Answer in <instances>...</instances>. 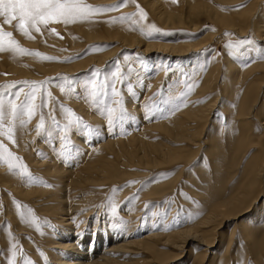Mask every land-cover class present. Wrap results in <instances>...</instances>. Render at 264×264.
I'll list each match as a JSON object with an SVG mask.
<instances>
[{
  "label": "rangeland",
  "instance_id": "rangeland-1",
  "mask_svg": "<svg viewBox=\"0 0 264 264\" xmlns=\"http://www.w3.org/2000/svg\"><path fill=\"white\" fill-rule=\"evenodd\" d=\"M252 1L255 0H127L122 4L121 0H84L102 10L75 23L41 26V32H32L34 39L17 30V21L7 24L6 18L0 16L4 30L11 31L24 48L56 58L0 52V99L5 101V112H8V100L34 109L30 119L23 110L17 115L15 143L6 135H0V141L20 158L18 163L26 165L31 174H20L19 168L10 171L8 164L0 161V172L6 176L1 177L0 182L6 180L9 185L29 190L27 195H22L0 183V264H11L14 250L16 264H56L57 257H66L59 248L62 234L73 237L78 231L75 235L83 233L97 238L105 231L109 235L117 233L121 240H132L151 232L167 235L175 230L194 232L196 228L199 230L196 229L195 234L199 235H195L183 252L172 250L168 245L160 246L161 250L178 253L177 257L170 255L166 260L156 257L159 262L154 259L148 263L145 260L148 252L139 251L128 252L124 259L128 263L137 260L139 264H196L198 254H203L207 248L206 243L214 241L211 252L205 256V264H264V254L252 247V237L246 238L241 222L249 219L259 205L264 206V173L256 188L257 194L250 197L240 215L231 214L223 222L220 218L221 224L217 220L202 224L213 207L237 194L249 168L254 166V158H261L259 162L264 160V82L259 85L261 89L258 87L252 111L256 119L251 131L262 137L257 139L259 142L243 145L238 142L243 127L239 103L246 83L234 80L236 70L227 78V84L224 81L231 58L237 60L242 76L258 74L249 71L255 65L254 59L242 61L239 54L254 46L263 48L264 40L255 37L249 22L244 35L238 29H228L222 22L210 19L208 13L201 15L196 25L166 20L173 11V15L182 11L183 16H188L190 4L194 2H205L214 12L222 11L235 18L241 16ZM112 6L117 7L109 10ZM141 10L146 17H142ZM90 30L92 32H88ZM116 30L120 31L119 35H126L121 39L113 37ZM129 35H136L142 41L129 44L123 38ZM188 39L202 40L203 47L181 56H171L170 48L157 49L160 44L176 46ZM260 55L256 60L264 59V55ZM162 56L167 60L165 67L163 61L157 62ZM196 59L201 67L205 66L200 81L187 80L182 67L175 77L171 76L177 71H172L175 61L183 64L188 60L190 67L193 65L196 69L192 64ZM88 60L92 61L87 67L83 66ZM216 62L220 71L214 90L210 95L197 94L199 83ZM162 71V83L153 87L150 80ZM12 83L13 87H6ZM196 94L203 98L198 99ZM212 96L217 97V101H213L209 118L197 123L202 125L198 128L200 133L193 123L194 128L188 131L191 136L197 133L191 137L187 135L190 132H185L188 139L176 138L173 133H167L164 126V130L161 128L159 123L172 124L186 119V110H193L196 105H200L199 110L206 109L213 104ZM129 100L135 101V107L128 106ZM21 120L27 123L21 124ZM10 121L11 117L6 116L4 123L7 125ZM41 121L43 126L38 127ZM160 150L166 151L165 156ZM170 153L176 158L171 159ZM62 170H66L65 174ZM64 178L68 181H63ZM61 193L68 201L63 205L71 208L79 204L80 207L70 219L74 224L69 227L63 221L62 208L56 209L62 207ZM251 200L254 202L248 205ZM21 211L25 213L23 219ZM33 214L38 218L36 223L32 222ZM137 214L141 215L137 220L131 217ZM260 219L255 217L249 222L255 224V231L258 227L257 238L264 234V217ZM101 245L103 249L104 243Z\"/></svg>",
  "mask_w": 264,
  "mask_h": 264
},
{
  "label": "bare ground",
  "instance_id": "bare-ground-1",
  "mask_svg": "<svg viewBox=\"0 0 264 264\" xmlns=\"http://www.w3.org/2000/svg\"><path fill=\"white\" fill-rule=\"evenodd\" d=\"M261 1H263V3ZM261 1H258V0L252 1V3H250V4H252L251 7H250V4H249V6H248L249 8L247 7L248 9L244 10V13H242V15H241L242 17L241 16H238V17L236 16L237 18L236 17L233 18L232 15H231L232 17L230 15H226L222 11L216 10L214 12L213 11L214 8L211 9L207 5V3H205V2H194V3L190 4V9H189L188 16H186V15L183 16L181 14L182 11H180V14L181 15L180 14L173 15V14H175V13H173L174 12L173 11L170 14L168 13L167 18L166 17L165 18H166V20L174 19V20H176V21H178L180 23H188V24H191V25H196V24L200 23L199 17L201 15L205 14V13H208V15L209 14L211 15L210 19L213 18L215 21H217V23H218V21L219 22H222L224 24V26L225 25L228 26L227 27L228 29L232 27L236 31L239 30L238 32H240V33H242L244 35L246 34L244 32H246V30H247L246 29V25H248V22H249L250 25H251L250 27H253V30L255 32V37L258 38V39H263L264 40V10H263L264 9V0H261ZM259 2H261V3H259ZM162 11H160V13H163ZM165 14H167V13H165ZM161 18H162V15H161ZM116 31H118V30H116ZM88 32H92V31L90 30ZM88 32H86V33H88ZM118 32L112 34V35H115L113 37H118V38L120 37V39H121V37L123 35H126V34L119 35L120 34V31H118ZM248 32H250L249 28H248ZM123 33H125V32H123ZM96 35H93V36H96ZM88 36H89V34H88ZM129 36H126L127 38L125 36L123 37L125 39L124 41H126L129 44H137V43H140L142 41L138 37H136V35H135V37L134 36H132V37L130 36L129 37ZM96 37H98V35ZM202 45H203V41L202 40H198V41L191 40V41H189V39H188V40L182 41V43L180 42L176 46H172V45L170 46L168 44L167 45L166 44H160V45H158V46L156 45V46H157V49L158 50H160L159 48H165V49H169L170 48L171 51H172L171 56H175V55L181 56L183 54H186V52L191 51L192 49L193 50H199L200 48L203 47ZM165 51H163V52H165ZM243 51H245V52H242L241 54H239V58L242 61L245 60V59H247V58H253L254 59L253 60V63H255V65H254L253 68H250L249 71L251 73L258 72V74H256L255 76L252 75V74H250V75L249 74H246V75L242 76L243 74H240L241 71L238 72V63L236 62L237 60L235 61L233 58H231V57L228 56L229 59L230 58L231 59L228 60V62H227L228 63V65H227L228 66V70H227L228 71V74H227V77L224 79V81L226 80L225 82L227 84V78L229 79L230 77H232L233 73L236 70V73H235L236 74V78H235V76H233L234 77V80L236 81V79H241V81H243V82L246 83V89H245L246 91H244L245 93H244V95L241 98L240 103H239V118L241 119V123H242L243 127L241 128V131H242L241 134H240L241 137L240 136L238 137V139H239L238 142L240 144H243L244 145L246 142H247L246 144H249V143L252 144L253 141H254V143L256 141L259 142V140L262 137L260 134L259 135L258 134L257 135L256 134H252L251 131H252V127H253V124H254L253 122H255L254 119H256V117L253 115V112L252 111H253V107L255 106L254 104L257 101V97H258V93H259V92L257 93L258 87H259V85L262 86V83L264 82V59L261 57L262 59H260L258 61V59L256 60V57L258 56V54H261L262 56L264 55V46H263V48H259L257 46H254L252 49L249 48V49H245ZM163 54H166V53H163ZM164 56H166V55H164ZM231 56H233V55H231ZM104 58H105V56L104 57H100L99 58L100 60L98 58H96V59L99 60V61H101ZM163 58H164L163 56L160 57V59H158L157 62L159 63L160 61H163V64H164L163 66L165 67V64L167 63V60L165 58L164 59ZM212 58H213V56H212ZM90 61H92V60H88L85 64H83V66H86L87 67V64L90 63ZM187 61L188 60H186V62H184L183 64L175 61L173 64L177 68H175V67L172 68V71L173 70H177V71L175 73L171 74V76L172 77H175L177 75V73L180 72L179 71L180 70L179 68L182 67L184 73L186 74L184 77L187 78V80L190 79V81L192 83H195L196 81H200V78H201L200 75L202 74V76H203V72H202L203 70L202 69H204L205 66H204V68L201 67V63L196 59V60L192 61V64L194 63L195 64V68H196V69H193L192 68L193 65H192V67H190V65L188 64ZM211 62H213V59H212ZM187 64H188V66H186ZM218 64H219V62L218 63L216 62L215 65L210 66L209 69H211V71L209 70L208 73H207V71H205L207 73L206 74L207 76H205L203 78L204 80L202 79L203 81H201L199 83L200 85H198L199 90L197 89L198 90L197 91L198 92L197 94L203 93V95H201V96H204V93H205V95L207 93H209V95H210V92H212L214 90L215 81H216L215 78L217 76V73L220 71L219 70V66L220 65H218ZM185 67H187V68L185 69ZM207 70H208V68H207ZM245 70L247 71V69H245ZM245 70L243 72L244 74H245ZM23 72H25V71H23ZM25 74H27V73H25ZM163 79H164V72L162 71V72L158 73L157 75H155L154 78L150 80L151 81L150 84L153 87H157L159 84L162 83ZM230 80H232V79H230ZM235 81H234V83L236 84ZM225 82H223V83H225ZM234 83H232V85H234ZM197 84H198V82H197ZM241 87H242V85H241ZM231 91H229V92H231ZM232 93L235 94V92H232ZM197 94H196V96H197ZM234 94H233V96H231V98L234 97ZM211 95H212V93H211ZM196 96L193 95L192 96L193 99H195L194 97H196ZM197 97H198V99L203 98V97H200L199 98V96H197ZM211 100H212V103L213 104H211V105L208 104L209 106L206 109L204 108L206 106V104L203 105L204 106L203 107L204 110H199V109H201L200 108V105L198 107H197V105H196V107H193V110L191 109L192 107L190 106L191 107L190 108L191 110L189 109L190 111H187L186 110L187 113L185 112V114H186L185 116L187 117L186 119L184 118L185 117L184 116V117H182V119L184 118V120H180L179 119V121L173 122L172 124L167 123V121L165 123L164 122L159 123L161 125V128L164 126L165 131L167 130V133H173V135H175L176 138L182 139V138L186 137V139H188V136L187 135L190 134V136H191V134H192L188 130L193 129L194 126L198 122H203L204 119L207 120V118H209L208 116L210 115V112H211V110L214 107V102L213 101L216 102L217 101V97L214 98V96H212V99ZM196 104H198V103H196ZM128 106L129 107H132V108L135 107V101L129 100L128 101ZM192 123L195 124V125L193 126ZM156 125H158V124H156ZM200 127H202L201 124H199V125L197 124L196 125V128L197 129L200 128ZM200 130L198 129L197 131L199 132ZM187 131L190 132V133H188ZM185 132H187L188 134L186 133L187 134L186 135ZM195 134H193V136ZM170 136H172V135H170ZM193 136H191V137H193ZM176 138H175V140H176ZM194 139H195V137H194ZM257 139H259V140H257ZM179 141H181V140H179ZM247 146H249V145H247ZM157 149L159 150V148H157ZM174 151L175 150H172V152H174ZM170 152H171V149H170ZM161 153H163V152L161 151ZM165 153H166V151L163 154H161V155H164L165 156ZM167 154L166 155L169 156V153H167ZM177 154H178V152L175 155H177ZM175 155L171 156V153H170V158L171 157H174ZM167 156H166V158H167ZM174 158H176V157H174ZM171 159H173V158H171ZM260 159H257V157L254 158V161H253L254 162V164H253L254 166H252V168H249V172H248L247 176L245 175V180L243 181L244 183H242L243 185L241 184L242 187L240 186V189L238 190L237 194L233 195V198L230 197L231 199L228 202H226V203H223L222 202L223 204L221 203L220 205H217V206L213 207L211 209V211L208 212L207 216L205 217V221H203L202 224L203 223H209L210 224L211 222H214L216 220L218 222H220V224H221V221L218 220V219L222 218L223 219L222 222H223L225 219L229 218L231 216V214H235V215H237V214L240 215L241 214L240 212L243 210L242 208L244 207V205L246 206V204H247L246 202L250 199L251 196H253L254 193L257 194V192H256L257 189L256 188L259 185V183L262 182L263 173H264V160H263V162H259ZM37 163H38V161H37ZM42 166H43V163H42ZM49 168H47V169H49ZM59 168L61 169L62 166L59 167ZM59 168H56V170H58ZM45 172H47V171L45 170ZM60 172H61V170H60ZM64 172H66V170H64L63 173ZM68 173H69V171H68ZM54 174H56V173H54ZM1 177L5 178L6 176L5 175H2L1 172H0V179H1ZM86 179L88 181L89 178L86 177ZM64 180H65V178L63 179V181ZM65 181H68V180L66 179ZM72 181H74V180H72ZM8 182H9V180H8ZM0 183L3 184V185H7L9 189L12 188L11 190H14L18 194H22V195L25 194V195H27L26 193L29 191L28 189H27L28 191H26V188H23V189L20 188L19 185H9L6 180H3V182H0ZM72 183H74V182H72ZM76 184H75V186H76ZM63 188H65V187L63 186ZM62 195L64 196V194H62ZM32 196H34V195H32ZM63 196L61 197V198H64V200L63 199L61 200L62 201V203H61L62 204V207H58V208L56 207V209H59V208L61 209L62 208L61 209V214L63 216V221L65 223V226L69 227V226H72V224H74L70 219L72 218V216H74L75 213H77V211H78V209L80 207H78L79 204H76L77 205L76 207L75 206L74 207H71L70 206L71 208H69L68 206L63 205V204H66V202H68L67 199H66V195L64 197ZM255 196H257V195H255ZM29 197H30V195H29ZM26 198H28V197H26ZM251 201H249V204L248 205H252V203L254 202V200H251ZM60 202H59V206H60ZM40 203H42V202H40ZM63 206H65V207H63ZM255 206L258 207L257 205H255ZM259 206L260 207H258V208L255 209V213L249 219H245V220H243L241 222H242V226H243V229H244L243 232H244V235L246 236V238L247 237H249V238L252 237L251 238L252 239V247H254L257 250L258 253H263L264 254V234L262 235L263 237L257 238L256 237V234L258 233V231H257L258 230L257 224H256V227H257V230L256 231H255L256 228L253 227V225H255V224H253V225L249 224V222L252 221V219H254L255 217L256 218L258 217L259 219L264 217V206L263 205H259ZM56 211L57 210H55V212ZM140 216H141L140 214L133 215V216L131 215V217L134 218L135 220H137ZM61 221H62V218H61ZM260 221H261V219H260ZM58 222H60V220ZM217 225L218 224H216V226ZM205 226H208V225H205ZM205 226H203V229H204ZM195 230H194V232H193V230L186 231L185 229L184 230H177V231L175 230L174 232H171V233H169L167 235L166 234H163V233L160 234V233L151 232V233H149L150 235H146V236H144L142 238L132 239V240H127V239L121 240V239H119V235L117 233H115L113 235H109L105 231L102 232L100 234V236L97 237V238L95 236H90V235H86V234H83V233H80V235H75L79 231L76 232L73 237L70 236L69 234H62V236H61L62 240L59 243V248H60V251H62V253L64 255H66V257L65 258L57 257L56 264L57 263L58 264H139L140 261L133 260L132 262L128 263L129 261L127 262L124 259L125 254H127L128 252H131V253H133V252L134 253H139V251L140 252H148L147 253L148 255L146 254V257H145V260L148 263L154 262L155 261L154 259H156V257H157V259L160 258L161 260H166L168 257H171L170 255H175V254L174 253L172 254L171 252L166 251V250H161L160 246H167L168 245L169 247H171V249L173 248V249L179 250V252H181V251L183 252V250H186V247H188L189 242L193 238H195L196 236L199 235V234L198 235L195 234L196 233ZM198 230L199 229H197V231ZM209 230H206V232L209 231ZM200 231H201V229H200ZM203 234H204V232H203ZM211 234H214L213 231L211 232ZM210 236H212V235H210ZM209 240L211 241V239H209ZM212 240H214V239H212ZM213 242L214 241L209 242V243H206L207 248H205V251H204L203 254L200 253V254H198L199 256H197V257L194 255L196 257V264H205L204 263V259L206 258L205 256L208 254V252H211V249L214 246ZM102 243H104V248L103 249H101V247H102L101 244ZM245 244H247V243H245ZM252 247H251V249H252ZM136 249H139V250H136ZM220 253H221V248L219 249V251L215 255L216 260L219 258ZM177 254L175 255V257L179 256ZM126 257H127V255H126ZM157 259H156V261H157ZM147 262H144V264H148ZM157 262H159V261H157Z\"/></svg>",
  "mask_w": 264,
  "mask_h": 264
},
{
  "label": "snow or ice",
  "instance_id": "snow-or-ice-1",
  "mask_svg": "<svg viewBox=\"0 0 264 264\" xmlns=\"http://www.w3.org/2000/svg\"><path fill=\"white\" fill-rule=\"evenodd\" d=\"M127 0H121L125 3ZM176 2V0H173ZM117 6H112L109 10H115ZM102 10L100 6L86 4L84 0H0V16L5 17V23L12 24L17 21L16 28L29 39H34L32 32H41V26H47L50 23H75L77 20L89 19L95 12ZM142 17H146V13L141 10ZM53 33L55 29H51ZM10 51L15 55L35 54L43 56L45 59H56L48 57L44 54L34 52L33 50L24 48L18 40L14 38L11 31H5L3 25L0 24V52ZM43 83V82H35ZM14 83L8 84L6 87H13ZM95 87V86H93ZM17 99L19 93L16 94ZM8 112H5V101L0 99V135H6L9 140L15 143L14 128L15 120L21 110L26 111L30 119L34 114L33 107L27 104H16L13 100L7 101ZM74 115V114H72ZM7 117H11V121L6 125L4 123ZM80 118H76L77 122ZM21 124L27 123L25 120L20 121ZM43 126V121L38 127ZM20 158L17 157L11 150L0 141V161L8 164L9 170L19 168L20 174L31 175L27 171L26 165L19 164ZM19 205V202H17ZM32 212L31 209L28 210ZM21 218H25V213L20 212ZM37 217L32 215V222L36 223ZM39 227L38 224H36ZM15 249V245H13ZM11 264H16V252H12Z\"/></svg>",
  "mask_w": 264,
  "mask_h": 264
}]
</instances>
